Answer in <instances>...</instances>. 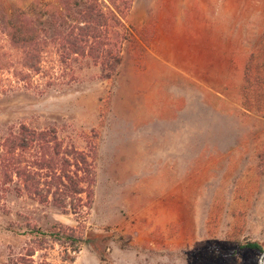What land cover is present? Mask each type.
Masks as SVG:
<instances>
[{"label":"rangeland","instance_id":"1","mask_svg":"<svg viewBox=\"0 0 264 264\" xmlns=\"http://www.w3.org/2000/svg\"><path fill=\"white\" fill-rule=\"evenodd\" d=\"M100 5L92 52L50 27L40 73L0 70V153L49 134L0 174V264H264V0Z\"/></svg>","mask_w":264,"mask_h":264},{"label":"trees","instance_id":"2","mask_svg":"<svg viewBox=\"0 0 264 264\" xmlns=\"http://www.w3.org/2000/svg\"><path fill=\"white\" fill-rule=\"evenodd\" d=\"M105 1L109 3L112 21L116 27L123 14L120 5L127 7L130 0ZM100 2L101 0H32L26 5L15 6L4 5L0 0V32L4 36L0 39V70L4 65L18 63V67L14 64L15 73L20 75L22 81L30 78V72L40 73L47 49L51 41L55 40L49 38L47 33L46 29L50 27L59 38L55 42H63L69 53L84 55L86 48L89 53L92 52L96 45L101 44L103 30L109 29L110 21L106 18ZM98 30V34L94 33ZM10 49L14 51L12 54ZM48 135L23 126L17 134L5 139V145L3 144L0 153V174L8 177L12 171L20 177L22 173L18 170L20 160L17 149H26L35 142H45ZM24 170L26 172V169ZM62 177L67 181V185L60 182L59 186L64 189L62 194L67 193L66 198L82 191L81 179L76 180L66 172ZM53 238L68 246L79 241L65 231L56 232ZM241 247L262 251L261 246L252 241L245 242Z\"/></svg>","mask_w":264,"mask_h":264}]
</instances>
